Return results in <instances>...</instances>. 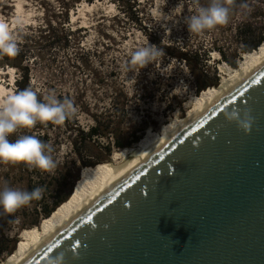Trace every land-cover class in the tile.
Wrapping results in <instances>:
<instances>
[{
    "label": "rangeland",
    "instance_id": "1",
    "mask_svg": "<svg viewBox=\"0 0 264 264\" xmlns=\"http://www.w3.org/2000/svg\"><path fill=\"white\" fill-rule=\"evenodd\" d=\"M199 1L202 0H136L133 11L139 21L134 22L121 0H0V22L9 26L24 56L19 69L10 65L14 60L8 63L4 55H0V86L5 92L1 100L10 96V92L16 90V81L27 74L29 86L41 101L54 94L61 100H72L76 109L61 125L38 123L31 129L18 130L12 135L13 139L11 136L15 140L25 134L38 138L46 134V143L54 149L50 155L56 168L42 176L40 185L39 177L23 163L0 164V189L5 184L18 189H25L29 182L46 185L42 199L10 216L0 213L4 222H8L3 235L0 234L3 248L12 249L15 245L16 255L23 245L32 243L25 241V234L41 232L48 220L74 205L88 172H101L112 164L114 156L121 157L125 149H115L108 161L95 162L107 145L103 138L79 146L85 160L74 151L73 140L79 130L86 132L95 125L93 116L106 115L113 111L115 102L121 104L127 100L121 128L127 132L145 129L142 136L146 140L163 137L176 124L184 122L197 106L201 94L196 93L198 81L204 76L213 80L217 72L219 86H211L215 87L213 91L229 78L230 74L221 69L225 62L213 46H224L228 57L234 59L240 44L228 40L231 32L223 33L221 26L203 34L189 33L185 18L200 6ZM241 18L242 15L229 20L225 28L238 24ZM257 26H264V21L257 22ZM148 43L161 48L185 43L192 50H205L209 55L206 62L209 69L206 72L196 69L194 74L183 62L166 54L143 69H129L130 53ZM252 56L241 54L237 61L238 68L241 67L235 70L241 71ZM139 146L140 143L126 149ZM86 162L98 166L91 168ZM76 176L80 179L77 182ZM73 183L70 200L57 209L52 218L41 219L38 226L19 230L33 222L35 209L40 213L43 207H51ZM11 254L0 253V264H6L14 256Z\"/></svg>",
    "mask_w": 264,
    "mask_h": 264
},
{
    "label": "water",
    "instance_id": "2",
    "mask_svg": "<svg viewBox=\"0 0 264 264\" xmlns=\"http://www.w3.org/2000/svg\"><path fill=\"white\" fill-rule=\"evenodd\" d=\"M234 108L250 111L248 134L225 119ZM60 252L64 264H264V66L24 264Z\"/></svg>",
    "mask_w": 264,
    "mask_h": 264
},
{
    "label": "clouds",
    "instance_id": "3",
    "mask_svg": "<svg viewBox=\"0 0 264 264\" xmlns=\"http://www.w3.org/2000/svg\"><path fill=\"white\" fill-rule=\"evenodd\" d=\"M233 0H208L207 6H198L193 14L185 18L190 34H203L214 30L217 26L226 25L230 17L229 5ZM20 48L9 31V26L0 22V55L15 57ZM165 56L164 49L154 44L139 47L130 53L127 67L143 69ZM76 109L72 100L57 98L54 94L44 97L43 101L31 88H25L8 96L0 102V164L23 163L29 170L51 172L56 162L50 153L53 147L33 135H20L15 140L9 137L20 129H31L39 124L61 125L69 119ZM225 119L245 134H248L254 123L249 110L234 108L225 112ZM46 189L37 185L31 191L10 187L5 184L0 189V213L11 215L18 209L29 205L34 200L43 198ZM108 226L105 225V228ZM74 258L78 254L74 253ZM65 254L60 252L49 259L48 264H64Z\"/></svg>",
    "mask_w": 264,
    "mask_h": 264
},
{
    "label": "trees",
    "instance_id": "4",
    "mask_svg": "<svg viewBox=\"0 0 264 264\" xmlns=\"http://www.w3.org/2000/svg\"><path fill=\"white\" fill-rule=\"evenodd\" d=\"M124 6H127V14L129 15V18L132 19L134 22H138L139 18L133 11L135 8L136 0H121ZM200 6H207L208 0H202L199 1ZM230 8V17L229 20H232L233 18L237 19L240 15H242L241 20L238 22V24H234L231 28H225L226 25H222L220 29H223V33H230L228 40L232 39V41H238L240 44L239 48L236 51L235 58L231 59L228 57V54L226 53V49L224 46H217V44H214L213 48L216 49L221 57V61L225 62L227 65L234 69H239L237 61L240 59L241 54L246 55H255L259 54L262 47L264 46V26L258 27L257 22L264 21V0H233V3L229 5ZM236 23V22H235ZM233 34V35H232ZM232 35V36H231ZM222 37V36H221ZM224 38V37H223ZM69 40L66 36V45L68 44ZM179 45H175L174 43L164 46V52L165 54L175 60H178L179 62H183L190 70L191 72H195L196 69H201V71L206 72L208 66H207V58L209 57L208 52L205 50H201L197 48L195 50H192L189 48L188 44L185 43H178ZM8 63H10L11 60H14L15 63H11L10 65L12 67H16L21 69L22 62L24 60V56L22 55V52L20 51L19 54L15 57H8L3 56ZM195 74V73H194ZM218 73L215 72V76L213 80H208L207 76H204L203 80L198 81V85L196 86V93L201 92V98L204 96L207 92L212 91V88L219 86V76H217ZM215 86V87H211ZM29 82H28V75L25 74L21 80L16 81V90L15 93H17L20 90H23L25 88H28ZM211 87V88H209ZM208 88V89H207ZM122 97V96H121ZM127 102V100H126ZM126 102H123L121 104H117L116 102L113 104V111H110L109 113H106V115H95L93 116L95 125L91 127L88 131H78L77 136L75 140H73V149L74 151L82 157L83 160H85V154L83 151H80L79 146L85 144L86 142L92 141L93 139L97 138H103L107 140V145L103 147L102 154L99 155V158L95 161L96 163H103L108 161L112 155L114 150H122L126 148H132L135 145L142 143L146 139L142 136L145 129L136 130L132 129L130 132L125 131L121 126L123 125L125 121V111H126ZM115 111V112H114ZM117 112L120 114L117 116ZM124 118V119H123ZM39 125V124H38ZM143 137V138H142ZM14 136H12V139ZM47 135L45 134L43 137L39 138L42 141L46 142ZM10 140L11 136L9 137ZM86 157L89 158L88 155ZM95 163L90 162L88 164L86 162V166H91V168H94L96 166ZM39 178L38 182L40 185L43 184L42 179L43 175L47 172H40L39 170H32ZM79 179V176L75 177V182H77ZM80 180V179H79ZM38 184L36 182H29L25 186V190L31 191L34 187H36ZM75 183L71 184L69 186L67 192L64 194H61V196L56 199L53 202V205L51 207H43L41 209V212L38 213L37 209L34 211L36 212V217L29 224V226H21L19 227V230H23L25 228H32L34 226H38L41 222V219H50L52 218V215L55 214L62 205H65L70 200V194H73V188ZM44 186V185H43ZM46 188V185L44 186ZM72 192V193H71ZM36 200L32 201L31 203H35ZM8 222H4L3 216L0 215V234L3 235L4 229L6 227ZM4 240H0V253H8L11 254L10 256L14 255L16 253L15 245L12 249H5L1 246L2 242ZM6 241V240H5ZM16 242V241H14ZM15 250V251H14ZM14 251V252H13Z\"/></svg>",
    "mask_w": 264,
    "mask_h": 264
},
{
    "label": "bare ground",
    "instance_id": "5",
    "mask_svg": "<svg viewBox=\"0 0 264 264\" xmlns=\"http://www.w3.org/2000/svg\"><path fill=\"white\" fill-rule=\"evenodd\" d=\"M264 66V46L259 54H255L248 59L246 65L241 71L230 68L227 64L221 65V69L227 71L228 79H224L221 86L202 96L195 109L184 121L176 124V127L167 131L163 137H151L140 143L137 149H125L120 156H114L112 164L107 166L103 171L88 172L85 184L80 187L74 205L64 208L54 218L48 220L41 232L36 234L27 232L24 236L25 241L30 244L23 245L21 250L10 258L6 264H24L32 258L40 249L49 241L57 236L62 230L68 227L78 216L83 214L89 207L103 197L114 186L130 175L138 166L146 161L157 150L169 142L188 124L193 122L206 110L216 104L227 93L241 84L246 78ZM14 90L10 95L14 94ZM5 92L0 86L1 96Z\"/></svg>",
    "mask_w": 264,
    "mask_h": 264
},
{
    "label": "built area",
    "instance_id": "6",
    "mask_svg": "<svg viewBox=\"0 0 264 264\" xmlns=\"http://www.w3.org/2000/svg\"><path fill=\"white\" fill-rule=\"evenodd\" d=\"M14 81H16V80H14ZM15 89H16V87H15ZM13 93H15V90L13 91Z\"/></svg>",
    "mask_w": 264,
    "mask_h": 264
}]
</instances>
